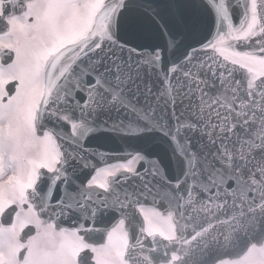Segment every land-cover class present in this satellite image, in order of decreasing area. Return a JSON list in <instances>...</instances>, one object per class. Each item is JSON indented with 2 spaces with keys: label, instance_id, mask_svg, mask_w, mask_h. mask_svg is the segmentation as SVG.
Wrapping results in <instances>:
<instances>
[{
  "label": "snow or ice",
  "instance_id": "1",
  "mask_svg": "<svg viewBox=\"0 0 264 264\" xmlns=\"http://www.w3.org/2000/svg\"><path fill=\"white\" fill-rule=\"evenodd\" d=\"M193 2L209 13L194 43L187 29L173 35V23H186L177 0H112L111 4L106 0L103 12H115L116 32L97 36L95 26L89 29L87 20H82L78 26L89 29L88 39L72 47L65 41L74 14L87 7L86 0H0V186L16 196L23 185V207H30L40 221L19 236L0 234V264H70L69 239L86 245L74 264H95V238L122 223L124 210L135 203L134 193L120 185L129 179L125 173L137 174L144 157L106 152L87 142L90 133L113 132L123 124L98 119L101 101L119 90L111 81L119 86L123 63L111 57L109 68L103 53L125 46L137 53L146 51L121 35L129 22L121 17L125 9L136 10L137 26L158 29L167 52L177 60L191 59L197 50L233 39L247 45L244 54L264 55V0ZM164 9L171 15H162ZM232 46L243 50L244 45ZM162 47H155L158 57ZM69 54L75 60L58 74V65Z\"/></svg>",
  "mask_w": 264,
  "mask_h": 264
},
{
  "label": "water",
  "instance_id": "2",
  "mask_svg": "<svg viewBox=\"0 0 264 264\" xmlns=\"http://www.w3.org/2000/svg\"><path fill=\"white\" fill-rule=\"evenodd\" d=\"M177 3L186 23H173V35L187 29L194 43L202 35L209 13L193 0ZM105 4L93 25L97 36L112 35L117 30L115 12L104 14ZM161 14L167 17L171 12L164 9ZM135 15L134 8L121 13L122 19L129 21L121 35L133 47L146 51L137 53L125 46L103 53L109 68L111 57L123 63L117 77L119 86L115 79L111 81L119 90L101 101L98 119L122 120L123 124L113 132L97 131L87 137L90 147L144 157L137 174L125 173L129 179L120 185L134 193L135 201L124 210L130 238L129 263L159 264L175 252L180 256L176 264H213L221 257L204 249L261 245L264 55L244 54L247 45L233 39L228 44L220 41L207 50H197L191 59L177 60L167 52L159 30L150 25L137 26ZM261 15L264 17V11ZM88 35L71 46L88 39ZM234 43L243 44V50L234 49ZM161 45L158 57L155 47ZM62 59L58 74L67 70L75 56L69 54ZM132 128L142 131L133 133ZM140 205H151L164 213L172 211L178 239L148 238L137 210ZM105 236L95 240L103 242Z\"/></svg>",
  "mask_w": 264,
  "mask_h": 264
},
{
  "label": "rangeland",
  "instance_id": "3",
  "mask_svg": "<svg viewBox=\"0 0 264 264\" xmlns=\"http://www.w3.org/2000/svg\"><path fill=\"white\" fill-rule=\"evenodd\" d=\"M103 1L104 0H86L87 7L82 12H77L74 14L73 17L74 23L69 33L70 38L65 41L66 44H68L69 42L78 41L79 39L85 36L87 31L91 27L96 11L100 8ZM82 20H87L89 29H82L81 27L78 26L79 22H81ZM18 191L22 192L23 190H21L20 187ZM6 193H7L5 196L6 198L2 199L0 196V211H2L11 201H15L17 199V195L10 196L7 190ZM143 212L145 216L149 217L150 219L151 222V226L149 227L150 231L160 232L162 235L168 237L173 235L174 233L173 224L170 222L169 219L168 220L171 226L169 227V229L166 228L164 225H161V227H159L157 224H155V222L151 220L150 216L152 214L150 210L143 209ZM22 223H24L23 224L24 226L33 225V224L39 226L40 221L37 219L35 212L31 208L22 209L20 210L19 215L16 217V224L9 227V229L0 228V234L10 233L13 236H18L20 234L19 231L22 228ZM42 231L43 229H41V232ZM126 242H127L126 234L123 231L122 225H119L118 228L110 234L107 244L104 247L98 248L97 250H95V252L96 254L99 255L100 260L105 264H121L122 254H123V250L125 249ZM66 247L69 250L70 264H74L75 256L78 255L80 249H83L85 245L83 244L82 241L78 239L76 240L69 239L66 242ZM262 264H264V261L262 262Z\"/></svg>",
  "mask_w": 264,
  "mask_h": 264
},
{
  "label": "flooded vegetation",
  "instance_id": "4",
  "mask_svg": "<svg viewBox=\"0 0 264 264\" xmlns=\"http://www.w3.org/2000/svg\"><path fill=\"white\" fill-rule=\"evenodd\" d=\"M3 86V81H0V87ZM21 190H23V185L20 186ZM20 194L17 195V199L15 201H11L8 206L12 205H23V200H22V192H19ZM6 189L2 186H0V196L1 198H6ZM3 211H0V216L2 215ZM264 261V246L261 248H253L251 249L247 254H245L240 260H224L222 262H218L217 264H262ZM96 264H105L103 263L99 256L96 257Z\"/></svg>",
  "mask_w": 264,
  "mask_h": 264
},
{
  "label": "bare ground",
  "instance_id": "5",
  "mask_svg": "<svg viewBox=\"0 0 264 264\" xmlns=\"http://www.w3.org/2000/svg\"><path fill=\"white\" fill-rule=\"evenodd\" d=\"M2 211H5V208H4ZM17 215H18V214H17ZM0 218L3 219V221H4V225H8V224H10V223L16 221V220H11V217H9V216H0ZM160 220H161L162 223H164V225H166V224L168 223V219H166L165 217H164V218H160ZM14 224H16V222H15ZM14 224H13V225H14ZM4 225H0V228H1V229L8 228V227H5ZM13 225H12V226H13ZM28 230H29V228H25V227H23V225H22V228H21V230H20L19 232L21 233L22 231H28ZM19 232H18V233H19ZM16 235H17V233H16ZM18 236H19V235H18Z\"/></svg>",
  "mask_w": 264,
  "mask_h": 264
}]
</instances>
